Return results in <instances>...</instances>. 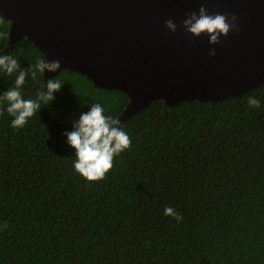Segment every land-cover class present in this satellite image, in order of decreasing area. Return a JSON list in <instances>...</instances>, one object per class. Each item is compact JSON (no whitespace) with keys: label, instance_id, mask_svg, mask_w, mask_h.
Masks as SVG:
<instances>
[{"label":"trees","instance_id":"1","mask_svg":"<svg viewBox=\"0 0 264 264\" xmlns=\"http://www.w3.org/2000/svg\"><path fill=\"white\" fill-rule=\"evenodd\" d=\"M9 31L0 16V54L21 69L46 61L27 39L8 49ZM15 78L0 69V95ZM55 79V99L22 128L0 100V264H264V85L215 104L153 103L123 125L130 148L90 182L65 133L92 104L118 119L129 98L69 70ZM44 84L29 72L22 96Z\"/></svg>","mask_w":264,"mask_h":264},{"label":"water","instance_id":"2","mask_svg":"<svg viewBox=\"0 0 264 264\" xmlns=\"http://www.w3.org/2000/svg\"><path fill=\"white\" fill-rule=\"evenodd\" d=\"M201 7L230 23L236 15L238 27L216 45L193 36L182 21ZM0 16L10 23L8 49L27 39L60 61L56 73L45 70L46 84L69 70L126 94L122 126L158 101L215 104L264 85V0H0Z\"/></svg>","mask_w":264,"mask_h":264},{"label":"clouds","instance_id":"3","mask_svg":"<svg viewBox=\"0 0 264 264\" xmlns=\"http://www.w3.org/2000/svg\"><path fill=\"white\" fill-rule=\"evenodd\" d=\"M236 15L229 17L220 13L209 15L205 7L199 9V13H190L182 21L184 29L195 37L207 34L209 43L216 45L220 43V37H227L232 29L238 27ZM165 27L172 32L177 30V25L169 19ZM209 55L215 56V49H211ZM61 68L59 60H38L30 68L21 69L20 63L9 54H0V69L9 76L16 74L15 86L10 87L0 95V100L7 101L6 111L14 117L11 121L13 129L24 127L28 119L33 117L40 109L41 102L48 104L55 99L54 93L61 90L62 86L57 79H49L47 84L38 90L35 99H25L22 96V86L26 77L31 72L33 79L37 72L44 74L45 70L56 73ZM46 88V91L44 90ZM250 107L258 108L259 100L255 96L248 97ZM74 130L66 132L67 142L75 149L74 169L87 181H101L113 168L114 157L129 149L131 139L123 130L118 119L104 115V108L100 104H92L90 111L84 112L79 119L73 123ZM165 216H171L180 222L182 215L172 207H165ZM4 228H7L5 223Z\"/></svg>","mask_w":264,"mask_h":264}]
</instances>
